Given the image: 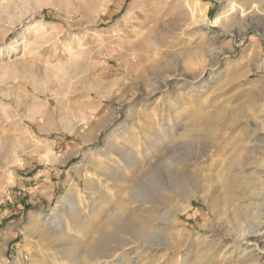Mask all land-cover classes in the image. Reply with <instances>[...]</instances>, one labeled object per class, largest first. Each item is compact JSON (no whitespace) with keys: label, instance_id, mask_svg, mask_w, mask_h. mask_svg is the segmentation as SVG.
I'll list each match as a JSON object with an SVG mask.
<instances>
[{"label":"rangeland","instance_id":"rangeland-1","mask_svg":"<svg viewBox=\"0 0 264 264\" xmlns=\"http://www.w3.org/2000/svg\"><path fill=\"white\" fill-rule=\"evenodd\" d=\"M154 113L172 121L177 161L195 162L188 200L157 160L171 141L146 134L144 161L121 139L155 132ZM113 146L138 154L132 173L107 161ZM121 176L138 201L172 190L163 219L222 240L232 260L248 253L227 232L244 209L264 264V0H0V264H96L92 214L132 208ZM72 210L86 236L71 232ZM152 251L132 246L112 264H172Z\"/></svg>","mask_w":264,"mask_h":264},{"label":"bare ground","instance_id":"bare-ground-1","mask_svg":"<svg viewBox=\"0 0 264 264\" xmlns=\"http://www.w3.org/2000/svg\"><path fill=\"white\" fill-rule=\"evenodd\" d=\"M195 7L201 14V17L204 18L206 8L203 9L199 7L198 4H196ZM256 9L254 8L253 11L255 14H257L259 11ZM154 116L156 117L157 121V129L156 131L154 130L155 132H142V134H140V138H136L134 136L135 134L132 132L125 131V135L122 136L121 139L123 142H126L127 145H130L136 149L144 147V153L142 155V160L144 161L148 159L150 154L154 153L153 148L155 146L153 143L147 142L148 138L145 137L146 134L153 138L156 145L171 141L172 145L170 144L168 147L158 146L160 151H158L157 160L161 163V165L166 167L169 166L171 167L172 171H174V173L171 174L173 177L170 176V180H167L168 185L177 186V188L180 187L178 193L173 192L174 195L188 200L190 196L189 190L193 186L187 185L186 183L189 180L188 177L194 176L195 171L193 169H195V162L194 160H188L184 162L177 161V158H179V155L182 154L184 149L180 146H176L177 144L174 142L176 138L172 132L175 129L174 127H170L172 121L168 116L166 117L161 114L154 113ZM212 117L213 115L206 116L207 119H211ZM195 122L196 121L194 119H189L188 121L190 124H195ZM166 123L169 124V127L165 126ZM111 141H108V144H111ZM114 146L107 153V161L119 167L121 171L132 173V168H134L136 165V157L138 154H134L130 150L121 148L119 146H116L117 148L115 149ZM189 148H191L190 145ZM203 152L204 151L202 149L201 153H199V157L204 156ZM232 161L231 168L240 169L238 160L233 159ZM150 168L151 165H147L146 172ZM103 172L106 174L105 170H103ZM240 172L241 171L239 170L236 173V180L226 186L227 190L229 192H233L235 195L238 193L236 190L238 185H244L243 181L241 182L240 178H238L241 174ZM105 174L104 176H107ZM132 175L133 174H131V176ZM109 177L111 178V176L108 175V178ZM128 182L136 185L134 180L128 181L125 179V177L122 178V176L117 180V183L122 184L121 191L123 192V195H127L130 199L132 208H124V210H114L112 212H106L102 210L101 212H96L91 216L92 218H101L100 221L102 222L96 227V238L94 237V243L91 244L89 248L90 251L94 253V262L96 264H112L114 260L116 261L119 255H124L123 257L129 255V251L131 250L132 246L143 248L145 251L162 250V252H164L163 257L161 256L163 263L166 260H171L172 264H189L188 260L193 257L191 264H232L233 262H235L233 264H261L260 253L256 252L254 254V252L259 249L257 244V234L259 233V230L258 228H255V230H250L251 226H248L250 216L244 209L237 207L233 208L234 218L241 220L242 223L238 222L233 224L232 229L228 230L227 232H230V236L233 239L231 243L232 247L234 245L236 248H238L241 243H244L247 247L248 253L245 255L244 251H242L243 253L241 254H244L242 259H239L240 257H238L237 254H234L232 256V260L228 258L226 251L221 250L222 240L214 238L209 239L210 236L209 238L194 236L183 228L169 225V223H167L168 221L163 219L162 215L159 214L161 211V208L159 207L163 206V210H165V212L171 211L173 202L172 190L169 193L161 196L157 200V203H154V201L152 202V199H141L142 201H138L135 196L132 195L131 191L128 192L129 187H125ZM104 186H106L107 190L109 189L107 184H104ZM246 189H253V185L249 181L247 185L244 186L243 191ZM100 197L102 198V196ZM101 202L108 204L109 200L104 198V201ZM76 207L77 206H74V208ZM71 212H73L71 214V219L74 221V224H72L70 229L71 232L86 236L88 229L90 228H87L88 226L86 227L87 223H85L84 218H82L81 214L75 213L73 210ZM222 236L227 237V235ZM108 241L112 245H107ZM251 246H253V248H251ZM70 250H67L66 253H70ZM74 251H72L70 254H74ZM230 252H233V249ZM92 254H90V256H92ZM238 254H240V252H238ZM70 259H75V256H70Z\"/></svg>","mask_w":264,"mask_h":264}]
</instances>
